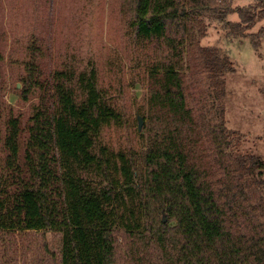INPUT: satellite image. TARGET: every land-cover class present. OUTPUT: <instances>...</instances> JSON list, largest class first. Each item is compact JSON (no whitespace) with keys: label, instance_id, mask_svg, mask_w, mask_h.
Masks as SVG:
<instances>
[{"label":"trees","instance_id":"obj_1","mask_svg":"<svg viewBox=\"0 0 264 264\" xmlns=\"http://www.w3.org/2000/svg\"><path fill=\"white\" fill-rule=\"evenodd\" d=\"M126 2L136 34L165 40L179 56L189 38L187 24L199 22L201 15L224 20L237 13L239 19L228 25L239 36L264 21V0L236 8L229 0ZM252 35L260 45L264 26ZM196 53L222 98L225 75L235 69L232 60L216 46L198 45ZM28 71L24 99L35 87L43 88L35 62ZM98 77L93 62L78 73L57 70L25 128L20 116L7 118L0 230H61V264H129L130 255L138 259L136 254L148 247L158 251L148 264H264V236L242 231L232 212L233 197L215 176L183 71L170 64L149 75L152 128L143 175L132 157L101 142L103 127L119 115ZM216 132L222 145L225 136L233 140L237 134ZM230 157L235 171L252 181L263 174L259 155L235 151ZM148 209L154 216L147 225Z\"/></svg>","mask_w":264,"mask_h":264},{"label":"rangeland","instance_id":"obj_2","mask_svg":"<svg viewBox=\"0 0 264 264\" xmlns=\"http://www.w3.org/2000/svg\"><path fill=\"white\" fill-rule=\"evenodd\" d=\"M254 1L229 0L228 4L236 8ZM131 16L126 0H0V174L7 155L4 138L9 115L20 116L25 128L57 70L78 73L93 62L99 88L119 115L103 127L101 142L113 152L132 157L143 175V152L152 128L149 75L173 64L185 74L189 106L215 176L233 197L235 220L244 233L264 236V168L258 180L252 181L235 171L230 157L238 151L259 155L264 161V37L260 45L252 39L264 21L239 36L228 25L239 19L237 13L224 20L201 15L199 22L187 24L189 38L179 56L163 39L138 36L130 25ZM198 45L216 46L233 62L235 69L225 75L222 98L197 57ZM31 61L40 71L43 88L35 87L24 99ZM219 129L237 134L233 140L225 136L222 145L215 139ZM23 142L24 137L22 146ZM147 212L143 222L148 225L154 213ZM161 217L156 218V225ZM62 245L59 229L0 230V264H61ZM121 248L125 249L124 244ZM157 252L151 247L141 249L138 259L130 255L128 263L148 264L149 259H157Z\"/></svg>","mask_w":264,"mask_h":264},{"label":"water","instance_id":"obj_3","mask_svg":"<svg viewBox=\"0 0 264 264\" xmlns=\"http://www.w3.org/2000/svg\"><path fill=\"white\" fill-rule=\"evenodd\" d=\"M139 126L141 127V119H139Z\"/></svg>","mask_w":264,"mask_h":264}]
</instances>
